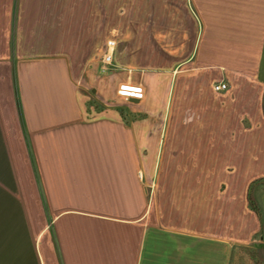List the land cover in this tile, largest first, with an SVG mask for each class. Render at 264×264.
Returning <instances> with one entry per match:
<instances>
[{
	"label": "crops",
	"instance_id": "1",
	"mask_svg": "<svg viewBox=\"0 0 264 264\" xmlns=\"http://www.w3.org/2000/svg\"><path fill=\"white\" fill-rule=\"evenodd\" d=\"M109 1L0 0V264H264V0H133L159 68L84 75Z\"/></svg>",
	"mask_w": 264,
	"mask_h": 264
},
{
	"label": "rangeland",
	"instance_id": "2",
	"mask_svg": "<svg viewBox=\"0 0 264 264\" xmlns=\"http://www.w3.org/2000/svg\"><path fill=\"white\" fill-rule=\"evenodd\" d=\"M132 1L133 0L114 2V0H110L108 2L107 38L112 37L116 40L118 46L117 53H119L121 49L124 50V48H126L123 53V55L126 54V56H128V52L130 51L129 43L142 45L141 49L134 53L135 57L133 58L135 61L142 65H147L149 68H159L161 49H151L147 46L151 45L150 41L155 31V27L161 32V23L158 24L156 22L148 21V6L146 4L132 3ZM120 46H122V48ZM79 53L80 58L78 59L77 64L73 66L74 69L84 75L87 73V70H93L96 73V76H99L95 60L93 61L92 59L98 56V51H94V48L92 47L89 51L84 50L79 51ZM87 60L90 61V65L88 66L87 63H85ZM114 72L115 71L110 74H113ZM89 88L95 89L92 84L89 85ZM258 205L260 207L259 211H261L264 216V195L262 197L259 195Z\"/></svg>",
	"mask_w": 264,
	"mask_h": 264
},
{
	"label": "built area",
	"instance_id": "3",
	"mask_svg": "<svg viewBox=\"0 0 264 264\" xmlns=\"http://www.w3.org/2000/svg\"><path fill=\"white\" fill-rule=\"evenodd\" d=\"M116 49L117 43L112 37L107 38L99 49L96 62L100 74L106 75L115 71L116 66L114 63V57L116 55ZM213 88L216 91H224L227 88V85L223 82H217L213 84ZM116 95L129 102L130 98L140 100L144 95V91L138 84H130L128 81H123L118 84Z\"/></svg>",
	"mask_w": 264,
	"mask_h": 264
},
{
	"label": "water",
	"instance_id": "4",
	"mask_svg": "<svg viewBox=\"0 0 264 264\" xmlns=\"http://www.w3.org/2000/svg\"><path fill=\"white\" fill-rule=\"evenodd\" d=\"M90 92L95 93V90L92 89V88H90L89 93H90ZM129 101H130V102H133V103H136V102H137V100H134V99H130ZM261 256L264 257V248L261 249Z\"/></svg>",
	"mask_w": 264,
	"mask_h": 264
},
{
	"label": "trees",
	"instance_id": "5",
	"mask_svg": "<svg viewBox=\"0 0 264 264\" xmlns=\"http://www.w3.org/2000/svg\"><path fill=\"white\" fill-rule=\"evenodd\" d=\"M250 191H251V188H250V190L248 191V195H249V203H250V205L251 206H253V202H252V200L250 199ZM253 208H255L254 206H253ZM257 210V208H255V211ZM258 214V213H257ZM258 216H259V214H258Z\"/></svg>",
	"mask_w": 264,
	"mask_h": 264
}]
</instances>
